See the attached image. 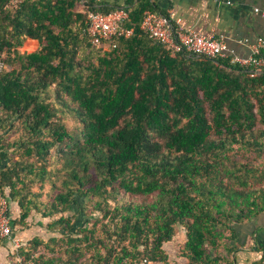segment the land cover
<instances>
[{
    "label": "trees",
    "instance_id": "trees-1",
    "mask_svg": "<svg viewBox=\"0 0 264 264\" xmlns=\"http://www.w3.org/2000/svg\"><path fill=\"white\" fill-rule=\"evenodd\" d=\"M11 1L0 0V192L13 232L35 212L59 215L48 227L62 234L14 255L171 264L182 227L186 264H232L234 225L264 212V69L152 39L145 12L171 18L155 0ZM120 7L130 36L87 33L90 11ZM28 38L39 48L21 52ZM88 206L91 227L65 215Z\"/></svg>",
    "mask_w": 264,
    "mask_h": 264
},
{
    "label": "crops",
    "instance_id": "crops-1",
    "mask_svg": "<svg viewBox=\"0 0 264 264\" xmlns=\"http://www.w3.org/2000/svg\"><path fill=\"white\" fill-rule=\"evenodd\" d=\"M155 1L173 21L180 20L185 29L208 38L224 36L229 48L239 57L250 56L254 45L264 43V0ZM35 41L38 49L39 42ZM261 50L264 53V44ZM234 229V239L230 242L234 248L230 255L232 264H262L264 212L248 222L235 224ZM16 238L24 241L13 232L11 239L0 243V264H17L14 255L17 250L12 240Z\"/></svg>",
    "mask_w": 264,
    "mask_h": 264
},
{
    "label": "built area",
    "instance_id": "built-area-1",
    "mask_svg": "<svg viewBox=\"0 0 264 264\" xmlns=\"http://www.w3.org/2000/svg\"><path fill=\"white\" fill-rule=\"evenodd\" d=\"M16 2H18V0H13L10 5ZM256 11H258V9H256ZM128 19L129 12L124 7L117 8L107 13L90 11L88 14L89 22L87 33L97 39L99 37H110L119 31L130 36L132 31L124 28V24ZM142 29L148 33L152 39L165 44L173 52L186 50L196 54L226 58L233 64L252 70L260 71L264 69V53L261 50V46L264 44L263 41L252 47L250 56L246 58L239 57L229 48L224 36L208 38L197 31L185 29L180 20L173 21L167 16L149 10L145 12L142 21ZM12 220L13 213L10 202L7 197L0 192V243L12 238ZM12 240H14L15 249L18 250L22 240L17 238ZM16 263L37 264L32 260L24 262L19 256L16 257ZM121 264H131V262L124 261ZM262 264H264V259Z\"/></svg>",
    "mask_w": 264,
    "mask_h": 264
},
{
    "label": "rangeland",
    "instance_id": "rangeland-1",
    "mask_svg": "<svg viewBox=\"0 0 264 264\" xmlns=\"http://www.w3.org/2000/svg\"><path fill=\"white\" fill-rule=\"evenodd\" d=\"M20 1L21 0H18V2H16L15 4H11L10 6L11 7L17 6ZM30 39L31 38H28L25 41L24 45L20 48L21 52L31 53L37 50V48L32 49L34 47L33 43H31L28 46V48L32 50H28L25 48L26 42L29 41ZM0 63H1L0 64V69H1L4 64L1 61ZM64 121L70 129H74L79 126L78 120L69 114H66L64 116ZM49 189H50V186L48 185L44 189V193L47 194ZM45 198H48V194L47 196H45ZM65 215L68 217H71L73 221L76 220L75 216L76 217L80 216L79 218L82 220V223L79 225H84L86 223L90 227L93 225V223L97 219V212L93 213L92 208L90 206H88V209L85 210L84 214H78L76 211L71 210V211L66 212ZM58 217L59 215L55 216L54 218H51V217L45 218L41 214L33 212L32 215L26 220L25 224H22V225L16 224L14 233L22 237L25 243H28V241H31L34 237H40L44 239L45 241H47L50 237H61L62 234L60 230L54 231L48 227V224ZM185 238H186L185 230L182 227H178L175 238L173 239L172 242L167 244L168 251L170 254L171 264H186V259L182 257V254H181V248L184 245Z\"/></svg>",
    "mask_w": 264,
    "mask_h": 264
},
{
    "label": "water",
    "instance_id": "water-1",
    "mask_svg": "<svg viewBox=\"0 0 264 264\" xmlns=\"http://www.w3.org/2000/svg\"><path fill=\"white\" fill-rule=\"evenodd\" d=\"M253 73H259V70H251Z\"/></svg>",
    "mask_w": 264,
    "mask_h": 264
}]
</instances>
